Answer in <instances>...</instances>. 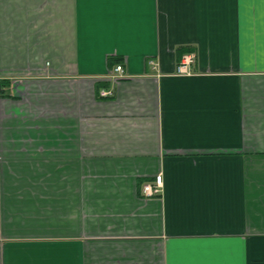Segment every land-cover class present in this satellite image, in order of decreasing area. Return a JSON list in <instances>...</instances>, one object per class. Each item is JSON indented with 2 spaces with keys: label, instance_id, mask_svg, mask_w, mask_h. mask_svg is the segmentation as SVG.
Returning <instances> with one entry per match:
<instances>
[{
  "label": "crops",
  "instance_id": "1",
  "mask_svg": "<svg viewBox=\"0 0 264 264\" xmlns=\"http://www.w3.org/2000/svg\"><path fill=\"white\" fill-rule=\"evenodd\" d=\"M0 264H264V0H0Z\"/></svg>",
  "mask_w": 264,
  "mask_h": 264
},
{
  "label": "built area",
  "instance_id": "2",
  "mask_svg": "<svg viewBox=\"0 0 264 264\" xmlns=\"http://www.w3.org/2000/svg\"><path fill=\"white\" fill-rule=\"evenodd\" d=\"M195 62V54L187 53L181 56L178 64L175 67V73L178 75H190V67ZM150 65H153V61H149ZM114 78H122L124 77V70L121 65H117L114 68V74L112 75ZM101 98H107L112 95L111 91L101 90L99 92ZM162 176L157 175L154 177L152 182H147L142 184L141 193L144 197L149 198L152 196H157L160 194L162 190Z\"/></svg>",
  "mask_w": 264,
  "mask_h": 264
}]
</instances>
